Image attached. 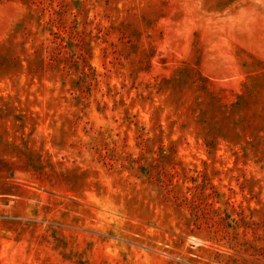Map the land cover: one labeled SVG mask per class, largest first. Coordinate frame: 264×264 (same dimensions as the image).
Here are the masks:
<instances>
[{
  "label": "rangeland",
  "instance_id": "1",
  "mask_svg": "<svg viewBox=\"0 0 264 264\" xmlns=\"http://www.w3.org/2000/svg\"><path fill=\"white\" fill-rule=\"evenodd\" d=\"M0 264H264V0H0Z\"/></svg>",
  "mask_w": 264,
  "mask_h": 264
}]
</instances>
